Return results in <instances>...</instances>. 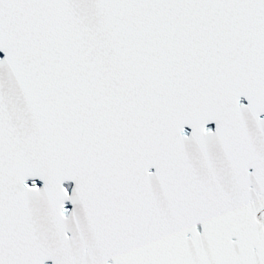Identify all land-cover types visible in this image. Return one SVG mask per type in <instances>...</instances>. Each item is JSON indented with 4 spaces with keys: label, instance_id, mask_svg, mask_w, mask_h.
Masks as SVG:
<instances>
[{
    "label": "snow or ice",
    "instance_id": "snow-or-ice-1",
    "mask_svg": "<svg viewBox=\"0 0 264 264\" xmlns=\"http://www.w3.org/2000/svg\"><path fill=\"white\" fill-rule=\"evenodd\" d=\"M0 264H264V0H0Z\"/></svg>",
    "mask_w": 264,
    "mask_h": 264
}]
</instances>
